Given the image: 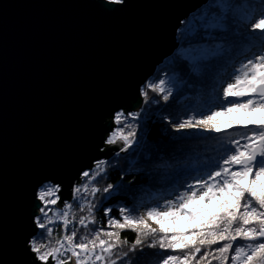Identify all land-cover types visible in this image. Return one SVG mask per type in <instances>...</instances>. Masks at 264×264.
Returning a JSON list of instances; mask_svg holds the SVG:
<instances>
[{
	"label": "snow or ice",
	"instance_id": "obj_1",
	"mask_svg": "<svg viewBox=\"0 0 264 264\" xmlns=\"http://www.w3.org/2000/svg\"><path fill=\"white\" fill-rule=\"evenodd\" d=\"M103 4L115 12L128 0ZM178 25L163 76L157 69L137 86L134 109L117 104L99 116L97 154L67 178L43 170L29 183L25 264H264V0H205ZM185 88L194 94L178 100L175 116L152 111ZM153 115L203 146L155 162L169 187L141 214L136 205L103 207L123 190L102 186L106 155L143 150Z\"/></svg>",
	"mask_w": 264,
	"mask_h": 264
},
{
	"label": "water",
	"instance_id": "obj_2",
	"mask_svg": "<svg viewBox=\"0 0 264 264\" xmlns=\"http://www.w3.org/2000/svg\"><path fill=\"white\" fill-rule=\"evenodd\" d=\"M204 2L128 0L112 12L103 0H0V264L26 262L34 176L67 178L97 154L99 116L135 108L137 86L176 46L179 19Z\"/></svg>",
	"mask_w": 264,
	"mask_h": 264
},
{
	"label": "trees",
	"instance_id": "obj_3",
	"mask_svg": "<svg viewBox=\"0 0 264 264\" xmlns=\"http://www.w3.org/2000/svg\"><path fill=\"white\" fill-rule=\"evenodd\" d=\"M258 2V0H253ZM160 69L159 75L163 76L167 71L164 63L158 68ZM157 72V71H156ZM194 92L191 89L185 88L182 92L177 94L176 100L170 102L169 105L161 103L160 105L153 106L152 111H161L163 115L175 116L183 107L178 100L182 99L184 95H193ZM184 103H190L184 101ZM152 121L148 125L149 131L146 137V147L143 150L131 152L130 154H122L121 157H113L112 167L109 169L108 178L102 182L121 184L123 190L117 195H114L110 200L104 203L103 207L109 205L123 203L129 207L138 205L141 201H152L154 194H160L167 190L169 182H167L163 175V170L155 168V162L163 157L165 160L175 161L176 159H183L188 154H194L195 151L202 147L196 139L189 138V134L175 132L169 124H165L158 117L153 115ZM184 136L183 139H174L175 137ZM145 153L150 154V159L146 157ZM128 155V159L124 157ZM136 161L135 165L131 164V161ZM132 171H129V168ZM123 174V179L121 175ZM135 196V199H133ZM137 215L138 212H136ZM98 218L103 217V210L98 212ZM112 215L118 216V212L113 210ZM122 235L126 236L130 241L134 239V233L130 231L124 232ZM151 264V260H149Z\"/></svg>",
	"mask_w": 264,
	"mask_h": 264
},
{
	"label": "rangeland",
	"instance_id": "obj_4",
	"mask_svg": "<svg viewBox=\"0 0 264 264\" xmlns=\"http://www.w3.org/2000/svg\"><path fill=\"white\" fill-rule=\"evenodd\" d=\"M192 140H194V138H192ZM155 201H151V200H147V201H145V202H143V207H141L140 205H141V203H139L138 205H137V207H138V210H137V212H138V214H141V212H143V210H144V208L145 207H149V206H151V204L152 203H154Z\"/></svg>",
	"mask_w": 264,
	"mask_h": 264
}]
</instances>
